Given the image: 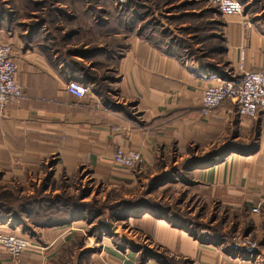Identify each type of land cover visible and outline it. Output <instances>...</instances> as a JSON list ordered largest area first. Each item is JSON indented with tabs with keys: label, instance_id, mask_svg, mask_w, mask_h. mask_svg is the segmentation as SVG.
Wrapping results in <instances>:
<instances>
[{
	"label": "crops",
	"instance_id": "1",
	"mask_svg": "<svg viewBox=\"0 0 264 264\" xmlns=\"http://www.w3.org/2000/svg\"><path fill=\"white\" fill-rule=\"evenodd\" d=\"M225 19L226 59L234 71L225 76L185 63L135 32L120 38L119 58L110 55L105 66H95V58L84 60L82 51H76L82 44L74 35L65 37L74 24L60 26L58 50L45 36L29 39L17 26H0V44L13 50L24 94L0 116V186L18 185L31 195L53 169L55 181L84 172L100 182L120 181L131 170L113 163L116 148L139 152L144 170L155 169L174 152L180 157L173 165L182 167L217 155L215 163L193 173L211 199L232 211L264 210V115L240 118L236 106L226 102L202 116L204 90L239 78L241 61L246 71L264 69V31L256 28L246 35L241 18ZM106 76L110 79L103 82ZM71 81L88 86L85 99L67 92ZM114 126L125 130L118 133ZM131 223L182 264H264V250L256 257L235 252L150 215ZM1 227L24 236L20 228ZM77 228L83 226L39 229L22 264H56L62 250L73 244ZM261 244L264 249V238ZM90 258L96 264H138L136 253L118 250L109 238ZM0 264H12L1 248Z\"/></svg>",
	"mask_w": 264,
	"mask_h": 264
},
{
	"label": "rangeland",
	"instance_id": "2",
	"mask_svg": "<svg viewBox=\"0 0 264 264\" xmlns=\"http://www.w3.org/2000/svg\"><path fill=\"white\" fill-rule=\"evenodd\" d=\"M74 1L76 5H72L70 0H0V26H17L21 31H27L29 39L45 36L46 40L51 41V47L58 50L55 40L60 41L63 31L60 26L74 24L75 29L69 30L65 37L74 35L76 41L82 44L76 50L79 53L92 49L103 51L101 57L93 58L101 62L99 66L107 64L110 60L108 56L116 55L109 54V51L114 50L117 44L119 49L120 38L124 34L135 32L138 36L152 39L164 51L172 50V54L185 63L201 65L214 76L234 73L226 59L223 33L226 19L213 11L207 0ZM244 21L263 32L264 3L258 10L245 13ZM116 27L118 33L112 32ZM88 44L89 48L85 49ZM105 78L103 82L110 79ZM191 153L195 155V149ZM178 157V153L174 152L162 159L155 169L144 170L139 165L128 172L126 178L112 183L97 181L87 172L72 178L63 175L55 181L53 169L31 195H27V190L18 185L12 188L0 186V215L6 219L18 218L24 224L17 228L22 229L24 236L36 240L39 229L54 227L34 225L32 219L26 216L27 210L36 208L32 205L56 196H63L65 200L76 199L81 193L88 192V197L82 202L91 203L88 208L83 207L70 214V208L63 207L67 210L63 216L53 214L55 219L65 217L63 219L67 220L72 217L73 222L68 221L65 226L75 223L83 226L77 228L79 233L73 244L62 250L56 264H96L90 257L99 252L103 238H109L120 251L128 248L136 253L138 264H159L156 260L161 255L173 259L168 251L153 245L139 224L131 223L146 215L166 221L170 226L201 237L203 241H218L235 252L253 257L261 253L264 250L261 244L264 238L263 207L258 206V214L223 207L211 199L209 190L201 187L193 174L195 168L185 170L189 164L185 167L181 163L173 165ZM208 159L205 167L218 160L212 157ZM54 163H49L48 168ZM201 165L197 169L204 167ZM246 237L249 243L256 246V252L231 248L238 238ZM147 254L151 258L145 261Z\"/></svg>",
	"mask_w": 264,
	"mask_h": 264
},
{
	"label": "built area",
	"instance_id": "3",
	"mask_svg": "<svg viewBox=\"0 0 264 264\" xmlns=\"http://www.w3.org/2000/svg\"><path fill=\"white\" fill-rule=\"evenodd\" d=\"M210 8L222 17H238L242 19L244 34H248L255 27L245 20L244 5L238 0H207ZM11 46L0 44V116L4 115L7 106L19 103L24 99L21 86L17 81L18 67L13 60ZM240 76L236 80L221 83L206 88L202 96V116L207 117L226 102L233 103L237 114L243 119H257L264 115V69L260 71H246L244 61L239 65ZM67 92L83 100L89 92L88 86L77 81H71L66 88ZM113 130L123 133L125 127L114 126ZM142 161V155L134 150L116 148L113 154V163L127 170L136 169ZM259 207L253 214H258ZM0 248L12 260V264H22L21 257L31 248L30 238L9 233L0 227ZM233 250L256 252V246L249 243L248 237L238 238L231 247Z\"/></svg>",
	"mask_w": 264,
	"mask_h": 264
},
{
	"label": "trees",
	"instance_id": "4",
	"mask_svg": "<svg viewBox=\"0 0 264 264\" xmlns=\"http://www.w3.org/2000/svg\"><path fill=\"white\" fill-rule=\"evenodd\" d=\"M79 3H83V0H78ZM240 1L244 6H246L250 0L244 1V0H238ZM72 5H76V1L74 0H70ZM262 2L264 3V0H253L252 4H250L249 6H247L245 9V13H250L253 10H258V7L262 4ZM259 4V5H258ZM252 5V7H250ZM214 11V10H213ZM217 13V12H216ZM219 14V13H217ZM220 15V14H219ZM134 20V19H133ZM121 21V20H120ZM133 25V24H132ZM118 27L113 28L111 31L114 33H118ZM118 44L116 45V48L114 49V51H117ZM163 50V49H162ZM164 51V50H163ZM166 51V50H165ZM102 52H98L94 49L88 51L87 53L82 52V56L84 60H92L93 58H98L99 56L102 55ZM116 57L119 58L120 52L117 51L115 52ZM114 56V54H113ZM92 64H94L95 66H99V62H92ZM89 79H93L95 80V78H90ZM224 78V77H223ZM215 158L217 159V155H210L209 158ZM209 159H206V161H203V163L196 161H193L192 163H190L185 170H188L189 168H195L197 169V167H199L201 164H205V165H201V166H206L208 164H206L208 162ZM214 162V161H212ZM215 163V162H214ZM211 164V163H210ZM213 164V163H212ZM89 193L88 192H83L81 193V195H79L76 199H67L65 200L63 198V196H56L53 199L50 200H42L41 202H36L35 205L32 206H36L35 209L33 210H27L26 211V216L29 219H32V223L34 225H36L37 227H58V226H65L67 225V222H73L72 221V217H69L67 220L63 219L65 217H59V219H55L54 215H58V216H63L65 212H67L66 209L64 208H70V214H74V212L80 211L81 208L86 207L88 208L91 203H82L87 197H88ZM64 207V208H63ZM73 211V212H72ZM150 211V210H149ZM147 211V212H149ZM35 213L34 216L33 213ZM54 214V215H53ZM67 216V215H65ZM127 216V215H125ZM122 218V217H121ZM10 225L11 228L15 229L17 228V226H22L24 223L21 222L18 218H8L6 219L5 216L0 215V227L2 225ZM151 255L147 254L145 256V261L150 259ZM159 264H181L180 262H177L175 259H169L166 258L164 256H157V260H156Z\"/></svg>",
	"mask_w": 264,
	"mask_h": 264
}]
</instances>
